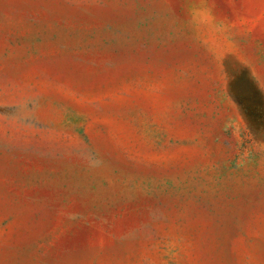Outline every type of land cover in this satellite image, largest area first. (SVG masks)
Masks as SVG:
<instances>
[{
	"label": "rangeland",
	"instance_id": "1",
	"mask_svg": "<svg viewBox=\"0 0 264 264\" xmlns=\"http://www.w3.org/2000/svg\"><path fill=\"white\" fill-rule=\"evenodd\" d=\"M0 264H264V0H0Z\"/></svg>",
	"mask_w": 264,
	"mask_h": 264
}]
</instances>
